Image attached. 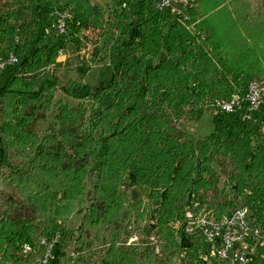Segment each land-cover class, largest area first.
Segmentation results:
<instances>
[{"label":"trees","instance_id":"trees-1","mask_svg":"<svg viewBox=\"0 0 264 264\" xmlns=\"http://www.w3.org/2000/svg\"><path fill=\"white\" fill-rule=\"evenodd\" d=\"M32 1L50 16L46 24L20 22L13 9L0 13V53L20 58L0 87V264H31L23 245L56 233L53 264H168L176 250L191 264H208L186 227L205 207L217 218L226 213L224 177L264 230V107L247 117L214 105L244 95L259 76L236 57L215 18L224 0H193L186 23L154 10V0H113L111 12L92 0ZM60 14L68 18L59 36L52 25ZM113 27L129 36L116 53L113 102L103 107L109 94L104 99L105 90L87 85L76 107L54 102L61 53L86 40L92 61L106 57L101 44ZM205 113L215 131L198 140L182 124ZM54 114L52 134L41 137ZM136 187L148 189L155 207L131 202L125 188ZM83 211L78 230H65ZM146 222L167 260H158L152 241L128 245ZM261 255L264 248L252 256L255 264H264Z\"/></svg>","mask_w":264,"mask_h":264},{"label":"rangeland","instance_id":"rangeland-1","mask_svg":"<svg viewBox=\"0 0 264 264\" xmlns=\"http://www.w3.org/2000/svg\"><path fill=\"white\" fill-rule=\"evenodd\" d=\"M92 1L108 12L117 9L113 0ZM221 5L222 6L216 11L215 18L220 21L222 32L226 33L227 39L233 43L237 52L236 57L238 59L242 58L243 60H247L249 61L247 62L248 64H252L256 67L259 76H256L250 81L264 82V0H224ZM150 6L154 10L156 9L151 5V2ZM196 6L198 5L196 4ZM7 9L15 10L20 22L30 23L32 19L39 18L42 24H46L50 20V16L47 12H44L38 7V4L34 3L32 0H17L16 3L13 0H0V13H3V11ZM89 31L88 37L93 38V33L91 30ZM127 33V28L118 30L113 27L112 30H109L101 44V47H103L106 53V57L104 54L100 59L93 61L91 60L93 45H86V40L81 41L80 44H72L69 46L68 51H63V55L56 62V66H58L59 69L54 71L60 80L59 88L54 90V102H67L71 106L76 107L82 102L80 96L84 90L83 87L87 85L89 87L91 86L92 93H95V89L105 90L103 91L104 93H102L104 95L103 98L105 99V94L109 95L105 100L102 99V105L103 107L109 106L113 102L114 94L111 93V88H108L112 83V77L118 69V56L116 53L118 49H120V45L128 40L129 36ZM51 41L58 45L60 40L51 38ZM77 56H80V58ZM82 58H85L84 60L87 66L84 64V61L81 62ZM1 85H3V83H1ZM115 89L116 82L114 84V90ZM208 113H205L201 118H195L191 125L182 124V128L198 140H205V138L212 136L215 131V125L212 119L213 114H211V116ZM179 115H181V113H179ZM54 118L55 114L52 115L47 124L42 127L40 132L41 137L52 134L49 128L57 124ZM251 118L252 117H249L248 120H251ZM226 184L228 186H226ZM219 188H225V190H227L231 202V205L224 212L230 210L232 206L235 205L236 201L243 200L241 196H237L234 190H232L229 182L227 181L226 183L225 177L222 178ZM125 192L130 195L131 202L136 203L137 201H143L144 205H150L151 209L155 207L154 205L152 206L153 203L149 200L150 192L147 188H125ZM202 211H207V207ZM83 214L84 211L78 216L72 217L69 220L68 226L65 227V230H78ZM179 223L180 221L172 223L170 225L171 230H178ZM131 235L132 237L129 239L128 245L137 243L138 241H152L149 248L155 250L158 260H160V262L162 260H167L168 256L164 258V256L160 254L161 250L154 247L155 242L160 241V238L156 234V231H152L150 222L143 223L142 228L137 231H132ZM175 237L177 239V235H175ZM133 239H135V242H131ZM36 240L37 239H34L35 242ZM70 250L74 251L73 248L67 251ZM261 256L264 258V255ZM207 260L208 264H222L212 257H209ZM168 264H191V262L186 260L184 253L179 254L176 250Z\"/></svg>","mask_w":264,"mask_h":264},{"label":"built area","instance_id":"built-area-1","mask_svg":"<svg viewBox=\"0 0 264 264\" xmlns=\"http://www.w3.org/2000/svg\"><path fill=\"white\" fill-rule=\"evenodd\" d=\"M193 0H154L153 7L159 12L170 13L186 23ZM57 22L52 28L57 35L66 33V14L57 15ZM63 52L61 53V56ZM60 56V57H61ZM19 56L12 52L0 53V87L5 83L7 72L18 65ZM217 111L227 114L245 112L251 116L264 107V82L253 81L248 84L244 95H233L228 102L216 101ZM236 206L217 218L212 212H202L190 218L186 230L196 236L206 251L216 261L224 264H255L252 256L258 248H264V230L256 228L250 218L248 207L243 201H236ZM60 233L40 236L34 243L23 245L21 252L31 259L32 264H53L55 248L59 243ZM131 242H135L133 239ZM68 256L76 258L75 251Z\"/></svg>","mask_w":264,"mask_h":264}]
</instances>
